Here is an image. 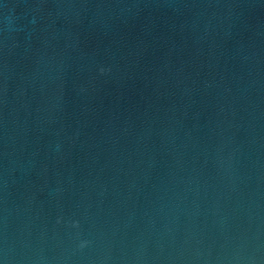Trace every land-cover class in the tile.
Segmentation results:
<instances>
[{
  "label": "water",
  "instance_id": "1",
  "mask_svg": "<svg viewBox=\"0 0 264 264\" xmlns=\"http://www.w3.org/2000/svg\"><path fill=\"white\" fill-rule=\"evenodd\" d=\"M0 264H264V0H0Z\"/></svg>",
  "mask_w": 264,
  "mask_h": 264
}]
</instances>
